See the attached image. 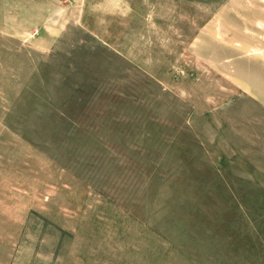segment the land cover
I'll return each mask as SVG.
<instances>
[{
	"label": "rangeland",
	"instance_id": "rangeland-1",
	"mask_svg": "<svg viewBox=\"0 0 264 264\" xmlns=\"http://www.w3.org/2000/svg\"><path fill=\"white\" fill-rule=\"evenodd\" d=\"M0 264H264V0H0Z\"/></svg>",
	"mask_w": 264,
	"mask_h": 264
}]
</instances>
